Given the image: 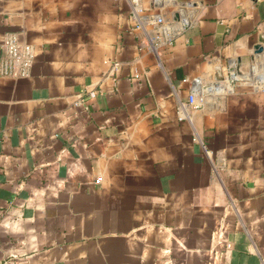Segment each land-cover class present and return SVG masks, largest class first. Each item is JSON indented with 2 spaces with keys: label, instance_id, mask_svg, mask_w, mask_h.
I'll use <instances>...</instances> for the list:
<instances>
[{
  "label": "crops",
  "instance_id": "crops-1",
  "mask_svg": "<svg viewBox=\"0 0 264 264\" xmlns=\"http://www.w3.org/2000/svg\"><path fill=\"white\" fill-rule=\"evenodd\" d=\"M263 31L264 0H0L36 52L0 74V264H264Z\"/></svg>",
  "mask_w": 264,
  "mask_h": 264
},
{
  "label": "built area",
  "instance_id": "built-area-1",
  "mask_svg": "<svg viewBox=\"0 0 264 264\" xmlns=\"http://www.w3.org/2000/svg\"><path fill=\"white\" fill-rule=\"evenodd\" d=\"M156 22L161 24L162 18H157ZM3 57L0 61V74L11 78H28L31 75L32 67L35 62L36 52L32 44L24 43L18 34L8 32L0 45ZM95 92L90 95L95 96ZM194 104V98H191Z\"/></svg>",
  "mask_w": 264,
  "mask_h": 264
},
{
  "label": "water",
  "instance_id": "water-1",
  "mask_svg": "<svg viewBox=\"0 0 264 264\" xmlns=\"http://www.w3.org/2000/svg\"><path fill=\"white\" fill-rule=\"evenodd\" d=\"M254 54H264V31L258 35L257 42L254 45ZM251 58L255 60V56H252ZM236 74L239 76H245V73L242 71L241 68V59H238ZM225 80L226 78H224L222 75L217 73L216 75L217 82L222 83Z\"/></svg>",
  "mask_w": 264,
  "mask_h": 264
}]
</instances>
